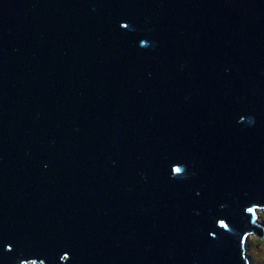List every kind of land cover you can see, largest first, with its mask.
<instances>
[{"label": "water", "instance_id": "obj_1", "mask_svg": "<svg viewBox=\"0 0 264 264\" xmlns=\"http://www.w3.org/2000/svg\"><path fill=\"white\" fill-rule=\"evenodd\" d=\"M261 210L264 0H0V264H250Z\"/></svg>", "mask_w": 264, "mask_h": 264}, {"label": "rangeland", "instance_id": "obj_2", "mask_svg": "<svg viewBox=\"0 0 264 264\" xmlns=\"http://www.w3.org/2000/svg\"><path fill=\"white\" fill-rule=\"evenodd\" d=\"M257 219L264 228V210L257 212ZM247 257L250 264H264V238L252 234L247 240ZM39 264V263H30Z\"/></svg>", "mask_w": 264, "mask_h": 264}]
</instances>
